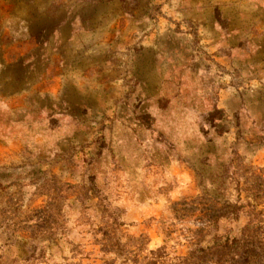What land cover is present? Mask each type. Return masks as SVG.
<instances>
[{
	"label": "rangeland",
	"instance_id": "374dc122",
	"mask_svg": "<svg viewBox=\"0 0 264 264\" xmlns=\"http://www.w3.org/2000/svg\"><path fill=\"white\" fill-rule=\"evenodd\" d=\"M47 206L48 264H264V0H0V213Z\"/></svg>",
	"mask_w": 264,
	"mask_h": 264
},
{
	"label": "trees",
	"instance_id": "16d2710c",
	"mask_svg": "<svg viewBox=\"0 0 264 264\" xmlns=\"http://www.w3.org/2000/svg\"><path fill=\"white\" fill-rule=\"evenodd\" d=\"M25 214L20 208L11 211L9 215L0 213V239L4 240V247H16V256L10 263L0 252V264H48L47 253L51 248L49 243L64 231L54 228L55 216L48 210ZM59 216V215H57ZM109 231L104 234L105 244L101 247L104 264H230L227 261V250L232 249L229 243H220L214 240L212 245L204 246L203 242L209 234L204 233L202 239L196 243L187 256L170 258L165 248L150 251L143 255L147 249L145 244L135 245L133 248L126 244L113 242ZM203 233V231H202ZM143 241V240H142ZM74 252V249H72ZM73 259L76 258L73 254ZM121 257H124L123 261ZM65 264H80L73 261Z\"/></svg>",
	"mask_w": 264,
	"mask_h": 264
}]
</instances>
